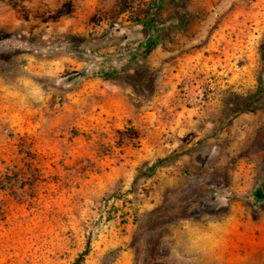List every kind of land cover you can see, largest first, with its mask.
<instances>
[{"label": "rangeland", "instance_id": "374dc122", "mask_svg": "<svg viewBox=\"0 0 264 264\" xmlns=\"http://www.w3.org/2000/svg\"><path fill=\"white\" fill-rule=\"evenodd\" d=\"M151 14L204 60L184 115L161 113L175 146L134 163L145 131L92 112L37 136L64 82L132 58ZM35 91L52 94L44 116H22ZM263 187L264 0H0V264H73L89 244L83 264H264Z\"/></svg>", "mask_w": 264, "mask_h": 264}, {"label": "crops", "instance_id": "0c3cea01", "mask_svg": "<svg viewBox=\"0 0 264 264\" xmlns=\"http://www.w3.org/2000/svg\"><path fill=\"white\" fill-rule=\"evenodd\" d=\"M128 38L135 40L132 58L124 59L122 64L106 62L107 71L104 70L103 74L100 72V75L93 73L85 75L81 70L86 65L83 63L82 68H77L80 70L77 76L64 82L68 90L65 93L63 112L54 115L50 124H44V120L37 122L34 125L35 131L39 134L37 136H42L44 130L60 129L66 115L82 118L92 112L102 116H118L124 121L126 118L133 119L137 128L145 131L141 134L145 135L141 139L143 149L137 153L138 157L134 163L139 164L143 161L151 163L157 156H161L162 148L175 146L170 140L167 142L168 137H164L162 132L174 131L180 124L163 120L161 113L167 110L169 115H184L185 107L180 98L181 85L183 82L187 83L189 90H195L191 79L194 72L201 70L204 60L187 51L173 50L166 40L159 43L145 58L143 51L147 42L143 32L135 31ZM138 68L150 76L152 88L149 87L148 79L144 75L133 79ZM112 70L117 71V75L108 76ZM24 82L21 80V83ZM142 90L150 92V97L147 93H142ZM33 93H21L15 102L19 104L22 116L43 117L44 107L48 105L52 94L40 91ZM19 127L21 130L24 128L27 130L24 124H20Z\"/></svg>", "mask_w": 264, "mask_h": 264}, {"label": "trees", "instance_id": "16d2710c", "mask_svg": "<svg viewBox=\"0 0 264 264\" xmlns=\"http://www.w3.org/2000/svg\"><path fill=\"white\" fill-rule=\"evenodd\" d=\"M150 7H153L154 9H155V11H157V10H160V7L158 6V7H156L155 5H150ZM157 9V10H156ZM151 13V12H150ZM149 18H150V20H149ZM187 22V20L186 19H184V18H181V19H179V26H181V28L180 27H178L179 28V30L180 29H182V27L183 28H185L186 27V25H185V23ZM135 23H137V24H143L144 26H145V28H144V32H143V34H144V36H145V39H146V42H147V44H146V47H145V49H144V51H143V57H148V55L151 53V51L159 44V43H161L162 42V36H161V33L159 32L160 31V29H162V28H160L159 30H158V32H154L152 29V25L153 24H155V25H157V24H159V22H158V19H157V17H156V15H148V21H146V20H144L143 18H138L137 20H135ZM178 28H176V29H178ZM117 71H115V70H112V72H110L109 74H108V76H112V75H117ZM103 74V73H102ZM79 76V75H78ZM146 90H142V93H144ZM145 93H148V92H145ZM160 162H162V160H159L158 161V163L156 164V165H158ZM155 165V166H156ZM257 195L260 197V196H264V187H263V189L262 190H258L257 191ZM120 210L118 209V212H119ZM117 212V213H118ZM90 252H91V248H90V244L87 246V249L77 258V260L73 263V264H83V262H84V260H85V258H86V256L87 255H89L90 254Z\"/></svg>", "mask_w": 264, "mask_h": 264}]
</instances>
